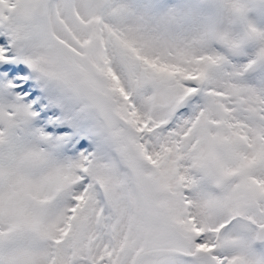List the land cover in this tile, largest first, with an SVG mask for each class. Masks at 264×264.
Segmentation results:
<instances>
[{"label": "snow or ice", "instance_id": "snow-or-ice-1", "mask_svg": "<svg viewBox=\"0 0 264 264\" xmlns=\"http://www.w3.org/2000/svg\"><path fill=\"white\" fill-rule=\"evenodd\" d=\"M0 264H264V0H0Z\"/></svg>", "mask_w": 264, "mask_h": 264}]
</instances>
